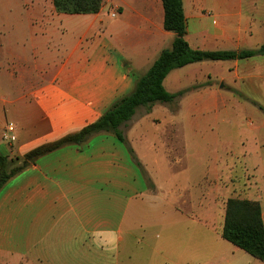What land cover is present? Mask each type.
Masks as SVG:
<instances>
[{
    "label": "crops",
    "instance_id": "obj_1",
    "mask_svg": "<svg viewBox=\"0 0 264 264\" xmlns=\"http://www.w3.org/2000/svg\"><path fill=\"white\" fill-rule=\"evenodd\" d=\"M182 2L193 49L264 45V0ZM164 15L163 0H105L97 14L74 15L37 0L0 26V154L23 157L79 132L132 92L133 73L176 38ZM244 81L264 95V56L174 70L164 87L184 92L177 104L138 108L125 143L96 134L12 178L0 192V264H254L222 238L224 220L214 226L209 194L223 157H175L179 134L227 111L224 82Z\"/></svg>",
    "mask_w": 264,
    "mask_h": 264
},
{
    "label": "trees",
    "instance_id": "obj_2",
    "mask_svg": "<svg viewBox=\"0 0 264 264\" xmlns=\"http://www.w3.org/2000/svg\"><path fill=\"white\" fill-rule=\"evenodd\" d=\"M105 0H52L54 9L61 14H97ZM164 28L176 38L170 49L164 50L144 75L133 73L132 92L118 100L96 122L79 132L66 135L58 141L42 145L23 157L0 154V192L8 182L23 172L40 157L64 146L81 145L96 134H111L125 143L122 127L132 120L136 110L148 112L156 103L177 104L184 93H170L164 87L166 77L174 70L203 61H234L264 56V45L254 50L208 52L193 49L187 39V23L182 0H163ZM139 165V163H138ZM222 238L264 263V221L259 201L232 198L227 201Z\"/></svg>",
    "mask_w": 264,
    "mask_h": 264
},
{
    "label": "rangeland",
    "instance_id": "obj_3",
    "mask_svg": "<svg viewBox=\"0 0 264 264\" xmlns=\"http://www.w3.org/2000/svg\"><path fill=\"white\" fill-rule=\"evenodd\" d=\"M41 1L49 3V0ZM36 3L37 0H0V26L18 24L21 22L18 13ZM224 85L225 91L218 102L227 105V111L219 115L210 113L207 130L203 128L186 136L179 134L180 148L175 155L223 157L221 174L211 185L215 193L209 194L211 203L215 198L211 212L215 228H221L227 201L232 198L259 201L264 213V95L256 96L249 81L237 88L232 82ZM247 257L254 264H264Z\"/></svg>",
    "mask_w": 264,
    "mask_h": 264
},
{
    "label": "built area",
    "instance_id": "obj_4",
    "mask_svg": "<svg viewBox=\"0 0 264 264\" xmlns=\"http://www.w3.org/2000/svg\"><path fill=\"white\" fill-rule=\"evenodd\" d=\"M117 15V12L113 13V16L115 17ZM14 131L13 127H8L6 130V133L4 135V139L6 141H14L15 137L13 135H11V133Z\"/></svg>",
    "mask_w": 264,
    "mask_h": 264
}]
</instances>
